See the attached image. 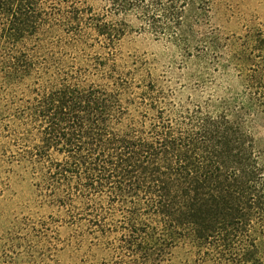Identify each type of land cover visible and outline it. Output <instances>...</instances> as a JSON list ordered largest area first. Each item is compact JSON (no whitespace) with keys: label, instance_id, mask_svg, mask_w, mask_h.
Segmentation results:
<instances>
[{"label":"trees","instance_id":"16d2710c","mask_svg":"<svg viewBox=\"0 0 264 264\" xmlns=\"http://www.w3.org/2000/svg\"><path fill=\"white\" fill-rule=\"evenodd\" d=\"M230 1L0 0V264H264V33Z\"/></svg>","mask_w":264,"mask_h":264},{"label":"rangeland","instance_id":"374dc122","mask_svg":"<svg viewBox=\"0 0 264 264\" xmlns=\"http://www.w3.org/2000/svg\"><path fill=\"white\" fill-rule=\"evenodd\" d=\"M213 23L225 33L239 32L243 26L259 27L264 33V0H231L214 8ZM124 51L144 56L149 59L156 71H161L170 58V49L160 42H154L144 35L131 34L124 40ZM257 138L264 147V126L256 129ZM19 201L30 196V188L26 184L16 187ZM4 222L1 221V225ZM61 264H67L65 253L61 255ZM173 264H211L196 261L194 254L186 249L176 250Z\"/></svg>","mask_w":264,"mask_h":264}]
</instances>
